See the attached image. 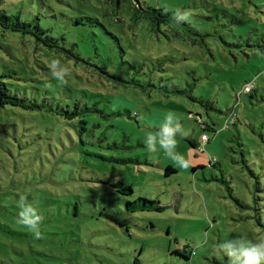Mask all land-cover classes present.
I'll return each mask as SVG.
<instances>
[{"label": "rangeland", "instance_id": "1", "mask_svg": "<svg viewBox=\"0 0 264 264\" xmlns=\"http://www.w3.org/2000/svg\"><path fill=\"white\" fill-rule=\"evenodd\" d=\"M122 1L117 7L114 0H0L8 18L0 24V81L11 94L23 93L26 84L16 78L24 68L34 69L30 85L40 88L45 81L47 88L52 76L60 84L49 85L68 103H96L109 114L100 121L96 147L81 151L66 137L65 146L57 147V129L50 120L41 126V114L0 108V264H229L228 253L239 244L264 238V227L246 219V209L233 199L248 201L251 172L264 181L258 137L264 134V102L242 93L251 83L264 97V43L257 41L264 39V0H139L180 19L187 11V26L172 31L145 20L135 24L129 2ZM59 32L77 35L74 48L58 41L70 51L66 55L43 45L45 36ZM107 76L180 88L194 79L193 96L208 105L167 100ZM190 113L201 115L209 129L202 131ZM169 115L183 135H175L169 155L158 141L151 152L146 140L162 132ZM228 115L236 126L225 129ZM32 122L36 127H23ZM202 134L209 139L204 153ZM173 152L186 167L170 157ZM210 157L218 161L214 168H208ZM167 167L175 172L166 176ZM111 174L132 187L131 199H156L163 210L125 212L127 198L98 182ZM22 205L42 217L38 237L20 222ZM183 247L195 255L176 256ZM248 259L251 264L255 253Z\"/></svg>", "mask_w": 264, "mask_h": 264}, {"label": "trees", "instance_id": "2", "mask_svg": "<svg viewBox=\"0 0 264 264\" xmlns=\"http://www.w3.org/2000/svg\"><path fill=\"white\" fill-rule=\"evenodd\" d=\"M129 2V13L132 16V20L135 24L140 23L142 20H145L148 22V24H153L154 27H157L159 29L161 26H167L169 27L168 30L172 31V27L179 29L180 27L187 26V23L178 17H172V12H169L165 10L164 8H157V7H151V6H144L140 4L139 0H134L136 4H134L131 0H126ZM122 0H114V3L116 6L122 5ZM88 20H91L90 18H87ZM8 18L6 15H3V13L0 10V24L6 22ZM96 21V20H94ZM75 24L79 25V22L75 21ZM81 24V23H80ZM150 24V25H151ZM152 26V25H151ZM166 27V28H167ZM22 32H26L28 30V25H22ZM39 28L38 26L36 29ZM77 30V29H75ZM14 31V30H13ZM39 33H46L45 30L39 29ZM81 34V32H79ZM78 33V34H79ZM48 35V33H47ZM77 37V35H71L69 38H65V33L59 32L58 36H45L46 41L44 42V47H47L49 50H54L56 52L60 51L64 55L68 54L70 52L68 49L61 47V44L58 43V41H62V44H65V41H69L71 48L77 47V42L74 41V39ZM262 40L264 43L263 38H259L257 41ZM37 43V42H36ZM200 43L205 44L203 42V38H201ZM258 43V42H257ZM200 45V44H199ZM260 46V44H257ZM235 46V45H233ZM205 49L207 52H210V49H208L207 46H205ZM71 57L69 54L68 59ZM46 59V58H45ZM76 60L78 58L75 57ZM85 62V61H83ZM24 68V66H23ZM40 70L43 71V73L46 71L43 67H40ZM34 69H31L28 73L26 72V69L24 68L22 70V74L19 75L16 79H20L23 82H25L26 85H21L20 87L24 89L23 93L21 95H12L10 90L7 88V85L0 81V108H4L6 106H12L19 108L22 111H26L27 114L30 113H39L44 117L42 119V122L39 123L41 126H47V121L50 120L51 126L57 129V132L54 134L55 140L57 142V147L61 148L64 147L65 144L61 142V138H67V144L71 145L72 147H77L81 151H85L81 146L83 147H96V142L99 138V135L103 134L102 128H100V121L102 119H107L109 117V114L107 113V106L106 109L103 110L100 108V106H96V103L93 104V106H89L87 104H79V102H73L68 103V99H64L62 97L63 95L59 93L60 91L53 90V86H50L49 83L54 81H57L58 79H52L51 78L47 81V88H44L45 81H43V84L39 86L40 88H37L33 85H30V82L33 80L30 75L32 72H34ZM107 79L112 80L114 83H117L120 86L123 87H133V88H139L144 91L146 89L148 91H156L159 94H161L165 99L170 100L169 97H177L176 99H183L189 100L191 102H199L202 106H207L202 102L199 101L196 97L193 96V91L195 87L197 86V82L194 79L193 84H187L186 88H180L175 86L174 84H171L170 86L163 85L161 82L158 84L153 83L152 80L149 81H140L132 76H129L128 80H124L121 78H117L115 76H107ZM264 79V78H263ZM90 82V78L88 79ZM58 83L60 84V80H58ZM251 84V83H249ZM247 85V84H246ZM189 86V87H188ZM245 86V85H244ZM258 90V87L255 85L254 88L251 89L249 93L250 97L257 98L258 102H264L263 96H257L256 91ZM37 91V93H36ZM243 92V91H242ZM241 96V95H240ZM39 97V99H37ZM104 111V112H103ZM115 116H120V113L117 112L114 114ZM192 115L191 113L188 114V117ZM52 118V119H51ZM195 122L201 126L202 131H205L209 129V127L202 122L201 115H197L192 117ZM231 119V120H230ZM32 121L31 119H26ZM227 123L225 124V129L230 128V126H236V122L233 120V117L231 115H228L227 117ZM230 121H232L230 123ZM30 124H24L23 127L26 129L31 127H36V125ZM50 126V127H51ZM46 128V127H45ZM67 128H70L72 134L67 132ZM98 128V129H96ZM224 129V128H223ZM65 131V132H63ZM96 133L98 134L96 137ZM204 135V134H202ZM201 135V136H202ZM207 137V136H206ZM259 140L262 141V145H264V134L260 133L258 135ZM237 136H234L232 141L237 140ZM65 140V139H64ZM66 141V140H65ZM76 141V142H75ZM209 139L207 137L206 141H199L200 143V153L205 152V145L208 143ZM259 141V142H260ZM43 146H46V142H43ZM240 145V144H239ZM241 153V159H243V151H240ZM89 154V155H88ZM87 156H96L90 151L86 152ZM111 162L114 163H125V160L121 159H109ZM217 160L215 158L210 157L208 161V168H214L217 164ZM169 172H175L174 169L171 167L166 168V176L169 174ZM251 175L254 176L253 181V191L251 195H249L248 201L244 202L241 199L233 198L236 206L239 209H246V219H255L256 223L264 227V224H262V220H264V181H261V179H258L257 175H255L253 172H251ZM101 184L104 183L107 188H111L113 190V193L116 195L119 194L122 197H125L127 199H124L123 206L125 212H128L130 214H134L137 212H161L163 210V206L160 205V201L145 197V196H139L135 199H131L133 196V189L131 186L126 184L122 179L116 180L115 174L109 175L106 179L98 181ZM221 182L225 183L224 180H221ZM231 191V190H229ZM129 198V199H128ZM118 212V211H117ZM119 214V212H118ZM192 250L189 248L183 247V251L177 250L175 252V255L181 258H184L186 260H189L194 255L191 253ZM224 254V259H227V256Z\"/></svg>", "mask_w": 264, "mask_h": 264}, {"label": "clouds", "instance_id": "3", "mask_svg": "<svg viewBox=\"0 0 264 264\" xmlns=\"http://www.w3.org/2000/svg\"><path fill=\"white\" fill-rule=\"evenodd\" d=\"M189 13L184 12L183 19H187ZM179 120V118L177 117ZM179 133L183 135V130L181 125H176L172 122L171 115L168 117V123L162 125V132L159 135L152 136L149 135L146 140V146L151 152L156 151L155 143H158L165 149L166 153L169 155V150L175 147V135ZM174 153V152H173ZM175 162L180 163L182 166H187V162L184 161L183 157L179 154L174 153L170 156ZM20 222L26 227L34 230L35 235L38 237L40 235L38 225L42 220V217L36 214L35 210L27 205H22V210L19 213ZM255 253V259L251 264H259L261 259H264V238H261L259 242H245L239 244L235 249L228 253L229 264H250L249 254Z\"/></svg>", "mask_w": 264, "mask_h": 264}, {"label": "built area", "instance_id": "4", "mask_svg": "<svg viewBox=\"0 0 264 264\" xmlns=\"http://www.w3.org/2000/svg\"><path fill=\"white\" fill-rule=\"evenodd\" d=\"M254 84H247V85H245L244 87H243V89H242V93H249L250 91H251V89L252 88H254ZM231 120V119H230ZM232 121H230V123H231ZM207 140V137H206V135H202L201 137H200V141H206ZM193 255H194V250L192 249V252H191Z\"/></svg>", "mask_w": 264, "mask_h": 264}]
</instances>
